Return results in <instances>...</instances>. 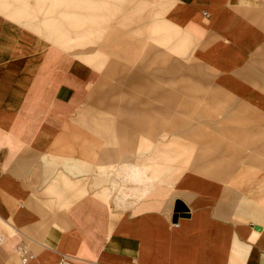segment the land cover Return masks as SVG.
Segmentation results:
<instances>
[{
    "label": "crops",
    "instance_id": "obj_1",
    "mask_svg": "<svg viewBox=\"0 0 264 264\" xmlns=\"http://www.w3.org/2000/svg\"><path fill=\"white\" fill-rule=\"evenodd\" d=\"M164 13L150 29L179 26L176 48L190 36V55L264 136V0H170ZM9 20L0 12V221L13 233L0 264H264V139L240 168L196 158L162 199L105 202L84 124L113 111L103 73L54 46L42 54V35ZM177 201L188 212L175 220Z\"/></svg>",
    "mask_w": 264,
    "mask_h": 264
},
{
    "label": "rangeland",
    "instance_id": "obj_2",
    "mask_svg": "<svg viewBox=\"0 0 264 264\" xmlns=\"http://www.w3.org/2000/svg\"><path fill=\"white\" fill-rule=\"evenodd\" d=\"M169 6L170 0H0L7 20L42 35V54L54 46L103 73L102 95L113 111L85 118L99 148L90 183L105 202L124 208L166 197L198 157L240 168L250 139H264L250 133L256 123L236 111L241 105L228 96L227 81L190 55V36L176 48L179 26L168 21L165 29H150ZM11 233L0 221V236Z\"/></svg>",
    "mask_w": 264,
    "mask_h": 264
},
{
    "label": "water",
    "instance_id": "obj_3",
    "mask_svg": "<svg viewBox=\"0 0 264 264\" xmlns=\"http://www.w3.org/2000/svg\"><path fill=\"white\" fill-rule=\"evenodd\" d=\"M187 212L188 210L184 206V204H182L180 201H177L175 205V220H177L180 215L184 217L186 215L185 213ZM256 229H261V228L258 227Z\"/></svg>",
    "mask_w": 264,
    "mask_h": 264
},
{
    "label": "bare ground",
    "instance_id": "obj_4",
    "mask_svg": "<svg viewBox=\"0 0 264 264\" xmlns=\"http://www.w3.org/2000/svg\"><path fill=\"white\" fill-rule=\"evenodd\" d=\"M1 240H2V236H0V242H1Z\"/></svg>",
    "mask_w": 264,
    "mask_h": 264
}]
</instances>
